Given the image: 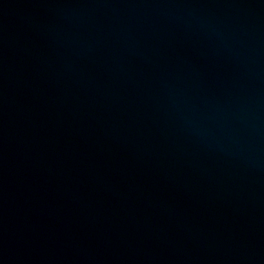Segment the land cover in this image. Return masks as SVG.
Segmentation results:
<instances>
[{"label":"water","instance_id":"obj_1","mask_svg":"<svg viewBox=\"0 0 264 264\" xmlns=\"http://www.w3.org/2000/svg\"><path fill=\"white\" fill-rule=\"evenodd\" d=\"M0 264H264V0H0Z\"/></svg>","mask_w":264,"mask_h":264}]
</instances>
